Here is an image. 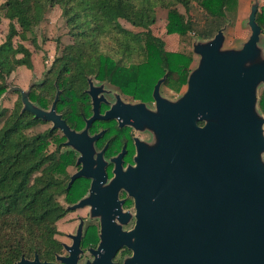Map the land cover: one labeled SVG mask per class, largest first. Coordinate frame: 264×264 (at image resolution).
Instances as JSON below:
<instances>
[{"label": "water", "instance_id": "1", "mask_svg": "<svg viewBox=\"0 0 264 264\" xmlns=\"http://www.w3.org/2000/svg\"><path fill=\"white\" fill-rule=\"evenodd\" d=\"M258 7L259 0H253L250 34L239 47L223 48L222 28L210 39L192 42L198 62L177 99L160 96L161 79L155 84L157 112L149 121L157 141L138 157L152 172V193L137 198L145 210L129 233L136 241L152 243L160 235L174 242L183 233L182 240L197 250L192 255L201 257L203 251L208 264H264V114L257 92L264 83V47L255 20ZM32 84L8 87L19 92L21 110L75 136L55 112L60 90L44 110L29 99ZM102 224L104 235L114 227L104 218ZM13 264L56 263L35 255Z\"/></svg>", "mask_w": 264, "mask_h": 264}, {"label": "trees", "instance_id": "2", "mask_svg": "<svg viewBox=\"0 0 264 264\" xmlns=\"http://www.w3.org/2000/svg\"><path fill=\"white\" fill-rule=\"evenodd\" d=\"M237 1L5 0L1 7L8 23L0 43V103L8 91L11 73L19 66L32 67L34 52L29 45L37 47L33 28L43 21L50 7L61 9L72 42L58 43L60 54L29 92L30 100L41 108H46L53 97V80L62 89L60 97L83 95L90 75L144 92L167 68L165 82L171 83L179 70L173 69L174 62L163 52H182L187 59L181 68L185 81L190 71L188 60L193 59L194 36L190 32L198 38L211 37ZM192 3L207 15L203 27H194L176 7L180 4L188 10ZM156 6L167 10L166 33L178 35L175 51L166 50L164 40L151 31ZM120 19L142 30L123 27ZM255 20L264 33V4L258 7ZM44 81L49 85L44 86ZM258 108L264 114V86L259 91ZM8 110L6 114L0 107V264H13L21 256L32 258L35 254L50 259L56 249L55 223L62 215L52 212L61 211L62 204L54 197L59 192L57 179L52 175L46 179L43 172L58 169L56 165L45 166L46 162L65 163L70 158L61 152L63 138L56 129L27 132L43 121L21 110L19 93ZM47 208L52 212L47 213Z\"/></svg>", "mask_w": 264, "mask_h": 264}, {"label": "flooded vegetation", "instance_id": "3", "mask_svg": "<svg viewBox=\"0 0 264 264\" xmlns=\"http://www.w3.org/2000/svg\"><path fill=\"white\" fill-rule=\"evenodd\" d=\"M163 53L167 60L174 62L173 69L179 70L177 78L166 83L168 69L164 68V73L144 92L119 87L112 81H92L91 84L88 77L83 95L60 97L62 89L53 80V97L43 109H50L59 89L55 112L75 136L69 138L62 128L52 127L51 121L42 120L48 123L46 128L56 129L63 138L61 152L70 160L45 163V166L58 167L57 170L46 168L43 173L46 179L50 175L57 179L59 192L54 193V197L62 204L61 211L52 212L48 208L45 211L62 215L55 223L56 249L50 259L39 258L41 261L56 264H208L203 251L201 257L192 255L197 250L192 241L182 240L183 233H178L179 240L174 242L166 238L161 240L158 235L152 243L136 241L129 234L136 226L137 214L145 210L137 198L143 191L145 195L152 193V172L144 168L138 157L157 141L149 121H154L157 112L155 84L161 79L158 93L171 99L163 89L172 91L173 97H177L187 83L188 75L183 81L181 72L187 60L182 52ZM191 65L192 59L188 60L190 70ZM43 85L49 82L44 81ZM75 204L79 205L73 207ZM103 218L114 224L105 235Z\"/></svg>", "mask_w": 264, "mask_h": 264}, {"label": "rangeland", "instance_id": "4", "mask_svg": "<svg viewBox=\"0 0 264 264\" xmlns=\"http://www.w3.org/2000/svg\"><path fill=\"white\" fill-rule=\"evenodd\" d=\"M4 1L5 0H0V43L5 39L8 23L7 19L3 16V9L1 7ZM252 2L253 0H238L234 10L227 12L226 17L223 20L224 23L219 28L223 29L224 34V41L222 45L223 48L239 47L240 44L247 39L248 35L250 34V28L247 24V18ZM259 2L260 5L264 4V0H259ZM176 7L178 11L181 12L186 18L194 22V27H203V25L205 24L207 20V15L197 4L192 3L189 6L188 10H186L180 4H177ZM155 16V22L151 25L152 33L156 36L161 37L164 40L166 50L175 51L178 47V35L176 33H166L165 25L167 21V10L163 7L156 6ZM120 23L123 27L133 31L138 32L142 30L141 28H137L130 25L122 19H120ZM33 30L37 38V47L34 48L33 45H29V47L34 52L31 58L32 67H17L11 73V77L9 79V85H16L21 87L22 89H27L31 82L33 83L32 85L35 86L38 82L43 79L44 74L50 66L54 57L57 54H60V52H57L56 50V46L58 47V43L68 44L72 42V37L69 34V28L66 25L65 18L62 15L61 9L58 6L50 7L46 11V15L43 21H41L37 26H35ZM190 33L192 34V36H194L193 41H199L212 38L216 32L209 38H198L195 37L193 31H191ZM259 43L264 47V33H262V35L260 36ZM198 58L199 56L193 53L191 69H193L197 65ZM89 78L94 83L99 81L92 75H90ZM100 82L104 83L105 81ZM262 86H264V83L258 87V95ZM185 88L177 97H173V92L167 90L166 88L163 89V92L169 97H171V99L169 100H175L184 92ZM17 92L7 91L5 96L3 97L4 100H1L0 107L4 108L5 111H7L6 114L9 111L8 108L10 109L12 107L14 100L18 98L19 92ZM22 106L23 104L21 102V109ZM47 126L48 123H38L33 128L28 129L27 132H39L44 130ZM262 158L264 160V152L262 153Z\"/></svg>", "mask_w": 264, "mask_h": 264}, {"label": "crops", "instance_id": "5", "mask_svg": "<svg viewBox=\"0 0 264 264\" xmlns=\"http://www.w3.org/2000/svg\"><path fill=\"white\" fill-rule=\"evenodd\" d=\"M259 6H260V2H259Z\"/></svg>", "mask_w": 264, "mask_h": 264}]
</instances>
